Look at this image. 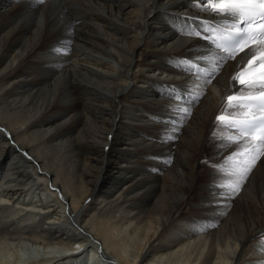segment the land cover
<instances>
[{
  "label": "bare ground",
  "instance_id": "6f19581e",
  "mask_svg": "<svg viewBox=\"0 0 264 264\" xmlns=\"http://www.w3.org/2000/svg\"><path fill=\"white\" fill-rule=\"evenodd\" d=\"M190 17L214 19L196 0H0V264H264V157L234 194L215 123L238 61L195 78L215 51Z\"/></svg>",
  "mask_w": 264,
  "mask_h": 264
},
{
  "label": "snow or ice",
  "instance_id": "6c2138e0",
  "mask_svg": "<svg viewBox=\"0 0 264 264\" xmlns=\"http://www.w3.org/2000/svg\"><path fill=\"white\" fill-rule=\"evenodd\" d=\"M196 6L214 19L188 18L200 25L195 35L216 50L212 57L196 58L207 60L210 67L188 62L196 68L197 79L211 84L224 62L235 60L241 53L248 57L231 77L233 88L239 85V89L226 96L224 110L215 117V123L229 131L228 141L238 146L227 157L232 166L228 175L233 177L227 186L239 194L264 157V0H196ZM185 111L190 115V109Z\"/></svg>",
  "mask_w": 264,
  "mask_h": 264
},
{
  "label": "rangeland",
  "instance_id": "374dc122",
  "mask_svg": "<svg viewBox=\"0 0 264 264\" xmlns=\"http://www.w3.org/2000/svg\"><path fill=\"white\" fill-rule=\"evenodd\" d=\"M30 73V72H29ZM25 74H28V71L25 73ZM36 74V75H35ZM33 75H35V79L36 78H38V79H36L38 82H42V81H40L42 78L40 77V75H37V73H34L33 72ZM37 192V191H36ZM35 192V194H37L38 196H35V201H37L36 199H39V200H41V204H46V205H48L49 203V201H50V199L49 198H47L43 193L41 194V195H39V193H36ZM44 195V196H43ZM46 195H48L49 196V194H46ZM43 196V197H42ZM38 197V198H37ZM41 197V198H40ZM46 197V198H45ZM30 200V198H27L26 200H25V203L27 202L28 203V201ZM32 202H34L33 200H32ZM30 203V202H29ZM63 239H65L66 240V237H64ZM88 247H92V244L91 243H89V241L86 243V248H88ZM21 248H23V247H19L18 249H17V254H18V257L20 256V255H22L23 254V250L21 249ZM12 249V247L11 248H4V247H0V258H1V256H2V259H3V256L5 257V258H7V255L5 256V254L7 253V252H9L10 250ZM92 249H94L93 247H92ZM92 249H90L89 251L90 252H92L91 250ZM12 250H14V249H12ZM22 250V251H21ZM20 252V253H19ZM88 253L87 254V257L89 258L90 256H91V253ZM178 258V256H172L171 258V260H169L168 262H167V259L166 260H164V261H162L161 262V264H176V263H179V261L180 260H178L177 258ZM181 258V257H180ZM10 259L12 260L13 259V256L12 257H10ZM170 259V258H169ZM95 260H97V258L95 259ZM173 260V261H172ZM174 260H176L175 262H174ZM28 262H29V259H28Z\"/></svg>",
  "mask_w": 264,
  "mask_h": 264
}]
</instances>
